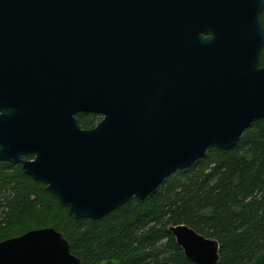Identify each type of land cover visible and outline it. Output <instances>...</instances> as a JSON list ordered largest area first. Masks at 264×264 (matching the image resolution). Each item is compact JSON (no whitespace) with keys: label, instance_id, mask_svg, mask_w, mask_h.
Listing matches in <instances>:
<instances>
[{"label":"water","instance_id":"obj_1","mask_svg":"<svg viewBox=\"0 0 264 264\" xmlns=\"http://www.w3.org/2000/svg\"><path fill=\"white\" fill-rule=\"evenodd\" d=\"M263 12L264 0H0V162L76 221L154 196L264 120ZM79 114L102 120L84 129ZM168 231L193 264H219L217 240ZM0 264L83 261L44 228L0 242Z\"/></svg>","mask_w":264,"mask_h":264},{"label":"trees","instance_id":"obj_2","mask_svg":"<svg viewBox=\"0 0 264 264\" xmlns=\"http://www.w3.org/2000/svg\"><path fill=\"white\" fill-rule=\"evenodd\" d=\"M77 118L84 129L102 120ZM177 225L217 240L219 264H264V120L247 129L235 148H210L191 168L168 177L154 196L134 199L99 221L74 220L21 165L0 162V242L55 228L83 264H193L168 231Z\"/></svg>","mask_w":264,"mask_h":264}]
</instances>
